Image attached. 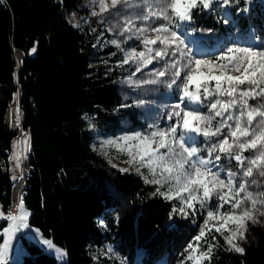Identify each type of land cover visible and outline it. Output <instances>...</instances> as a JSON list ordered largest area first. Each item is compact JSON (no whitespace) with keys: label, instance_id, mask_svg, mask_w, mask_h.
<instances>
[{"label":"trees","instance_id":"trees-1","mask_svg":"<svg viewBox=\"0 0 264 264\" xmlns=\"http://www.w3.org/2000/svg\"><path fill=\"white\" fill-rule=\"evenodd\" d=\"M81 2L0 0V204L5 209L10 199L12 180L1 163L18 134L19 106L30 139L32 171L24 199L29 223L65 251L62 264H97L88 248L106 242H113L128 264H178L199 223L189 217L170 220L172 201L154 196L156 187L141 175L114 169L93 147L97 136L122 130L129 112L119 71L101 61L111 49H101L94 34L82 33L68 18ZM212 17L204 12L199 21L211 26ZM239 22L260 30L264 6ZM110 188L129 204L118 218L120 200ZM5 226L1 220L0 231ZM249 228L243 255L227 250L218 236L211 264H264V227ZM3 240L0 235V245ZM24 246L27 254L19 264H58L39 244L24 239Z\"/></svg>","mask_w":264,"mask_h":264},{"label":"snow or ice","instance_id":"snow-or-ice-1","mask_svg":"<svg viewBox=\"0 0 264 264\" xmlns=\"http://www.w3.org/2000/svg\"><path fill=\"white\" fill-rule=\"evenodd\" d=\"M250 2L243 0L245 7L241 8V0H140L134 15L123 16L120 34L135 36L144 45V50L127 52L122 64L136 63L135 71L140 72L154 60L169 58L165 61V70L154 73L155 79L135 82V86L165 84L178 100L166 114L171 121L167 127H160L156 121L148 124L152 129L150 132H125L105 144L125 153L128 159L124 163L135 167L145 184L157 185L154 196L178 202L169 213L170 220L176 215L182 218L194 216L198 212L197 205L207 210L203 223L198 225V234L188 243L187 255L180 264H205L206 261L211 264L213 250L219 246L218 242L213 244L207 240L209 235L212 241L216 240L211 234L213 227L223 237L227 250L243 255L245 248L241 242L247 243L249 225L264 223L260 219L264 217V191L249 190L251 185L258 184L255 176L264 177V46L248 43L253 39L251 34L232 37L230 33V38L219 47L218 55L209 58L198 55L199 48L193 51V46L205 39L220 41L212 35L215 29L195 26L201 13H216L218 23L240 31V22L235 17L248 11ZM98 4L100 12L93 15L110 9L119 11L118 6L129 5V0H98ZM190 32L208 36L197 37L189 35ZM111 43L119 47L116 40ZM167 69L174 71L167 81H162L160 78L168 75ZM213 81L214 87L211 86ZM129 82L133 83L131 77ZM205 100L209 101L207 105ZM134 103L143 107L154 101L138 99ZM204 107L207 114L201 110ZM217 117L220 120L214 125ZM199 137L211 141L207 158L195 146ZM222 157L229 163L235 161L233 167L240 171L229 168L227 178H222ZM130 167L120 171L126 173ZM145 168L147 174L141 171ZM238 176L241 177L239 180ZM225 205L228 208L221 211ZM19 209V215L4 217L0 212V217L10 222L4 228L0 264H6L13 238L19 239L16 233L21 228H29L23 198ZM101 226H105L102 221ZM202 241L207 244L205 250H202ZM40 242L61 256L66 255L52 241L41 239Z\"/></svg>","mask_w":264,"mask_h":264},{"label":"rangeland","instance_id":"rangeland-1","mask_svg":"<svg viewBox=\"0 0 264 264\" xmlns=\"http://www.w3.org/2000/svg\"><path fill=\"white\" fill-rule=\"evenodd\" d=\"M140 4V0H129V5H120L118 6V9H110L107 12H104L99 15H93V13H99V4L98 0H82L80 10L78 11H72L67 12L69 20L80 29V31L87 35L94 34V39L96 40V44L101 48H110L111 53L106 56L102 55L101 58L104 63H110L113 67H116L117 70L120 73V80H119V91L123 97V100L125 102V105H128L127 107H124L129 112V116L125 117L121 124H122V130H120L115 135H107V136H97L96 140L93 144L94 149L102 154L109 162V164L114 169L120 171L121 168H129L130 166L126 163H124L125 160L128 159L127 155L123 152H119L116 147L114 146H106L105 142L109 139H114L116 137H119L123 135L125 132H132V131H141V132H150L152 129L148 128V124L158 121V124L160 127H167L171 121L167 119V113L170 112L171 105L177 102L178 96L173 92V90H169L166 88L165 84H144L140 87L135 86V82H139L142 80H149V79H155L154 73L157 70H165V61H168L169 58L165 57V60H154L152 64H149L147 67H144L141 69L140 72H136L135 69L137 67L136 63H128V64H122V61L125 57V54L132 49H135L137 52L144 50V45L141 43L140 40H138L135 36H131L130 33H124V35H121V28L123 27V16L125 15H134L136 11L138 10L137 5ZM260 6H264V0H251V2L247 5L248 11L241 12L238 17H235L239 20V18L243 15H247L249 11L252 8H258ZM239 7L243 8L245 5L243 4V0H241V4ZM235 16V10H232ZM202 14V13H201ZM200 14V15H201ZM199 15V16H200ZM199 16L197 17L196 21V27L197 28H213L215 29V32L212 34L213 36L219 37L220 41L217 42L216 40H208L205 39L204 41H200L195 46H193V51H196L197 48L200 49L198 55L211 57L212 55H218V49L219 47L223 46V44L230 38V33L232 37L239 36L243 34L244 36H248L251 34L253 39L248 40L247 42L250 44H253L254 46H264V27L260 30H257L256 28H245L240 24V31H236L232 28H229L227 25H223L222 23H218L219 17L216 13H213V24L211 26L203 25L201 21H199ZM163 21H158L157 23H162ZM139 24V22H137ZM189 35H194L199 37L200 35H204L205 37L208 36V34H202V33H189ZM255 37H259V39H255ZM116 40L119 44V47L112 44L111 41ZM157 47V46H154ZM18 56V55H17ZM172 59H176L173 57ZM174 71L173 69H167L168 75L165 77L160 78L162 81H167L170 76L171 72ZM134 73V74H133ZM129 77H131V80L133 83L129 82ZM215 82H212V87H214ZM19 95V92H18ZM17 96V95H15ZM138 99H145L154 101L153 104L145 105L143 107H137L134 103V101ZM209 103L208 100L204 101V104L207 105ZM250 103H258V101H250ZM146 109H150L151 111H146ZM205 114H207L208 110L206 107L201 109ZM220 118L217 117L213 124L215 125L217 121H219ZM29 138H27V146L30 147V141H28ZM215 140L216 138H212ZM211 141L205 140L203 137L198 138V143H196V147L201 149V155L207 158L208 152L207 149L210 145ZM24 147H26V141L24 144ZM30 148H28V154H29ZM104 153H107L105 155ZM215 155V154H214ZM245 155H250V153H245ZM30 154L28 155V157ZM218 164L220 162H217ZM235 161H232L229 163L226 159L222 157V167L223 171L221 172L222 178H227L226 174L229 168H232L234 171L239 172L240 170L238 168H234ZM211 167V165H210ZM30 170L29 169V178H30ZM216 170V169H213ZM142 172L147 174V169H141ZM121 172V171H120ZM128 172H135V167H130V170ZM113 178V176L111 177ZM110 178V179H111ZM241 177L238 176L237 180H239ZM254 179L258 181L257 185H251L249 190L254 192L264 191V177L255 176ZM28 180V179H27ZM111 183V182H110ZM153 185V184H152ZM157 187V185H154ZM112 193L117 197V199L120 200L118 211L114 214L117 218L122 214L124 211H126L129 208V204L127 199L122 196L121 194H117L113 191L112 188H110ZM164 189H162L163 191ZM24 201V200H23ZM25 202V201H24ZM173 206H178L177 201H172ZM25 206V204H24ZM228 208L227 205H225L224 209H221V211H224ZM198 212L194 216H190L194 222H198L199 225L203 223V217L206 216V209H200L199 205H197ZM25 210L28 213V220L27 223L29 225L28 229H20L21 236L16 235V237H19V239L13 238V247L8 253V259L7 262L10 264V262H13L14 264H19L23 257L27 254V250L24 246V239L30 240L32 242H35L42 246L43 248L47 249L48 251L52 252L53 254H56V257L58 260L63 261V259L66 258V255L61 256L60 253L56 252L55 249H49L47 246L43 245L40 241L41 239H46L37 228H35L33 225L29 223V217H30V210L25 206ZM0 212H2L0 210ZM174 217H181L179 215H176ZM262 221H264V217H260ZM3 220V217H0V221ZM214 225L218 226L215 221L212 222ZM251 225V224H250ZM249 225V226H250ZM255 225H261L264 227V223L261 224H255ZM29 229L31 231H29ZM199 231V229H198ZM198 234V233H197ZM196 234V235H197ZM211 234L215 235L216 240L218 236H221L219 233L215 232V227L212 228ZM227 234V232H225ZM0 235H3V232L0 231ZM35 236L36 238L33 239L32 237ZM48 240V239H47ZM207 240L214 244L216 241L211 240V235L207 237ZM242 246L244 247L245 243L241 242ZM202 250H205L207 247V244L203 241L201 242ZM56 246V245H55ZM56 248L62 249L58 246ZM89 253L93 256L97 264H128L127 258L122 255L119 251H117L115 245L113 242H106L102 244V246H89ZM63 250V249H62ZM63 252H65L63 250ZM187 253L184 251L182 253V257L179 260L178 264H180V261L183 260L186 257ZM62 263V262H60ZM159 264H163L162 260L159 262ZM187 264H190V262H187Z\"/></svg>","mask_w":264,"mask_h":264},{"label":"built area","instance_id":"built-area-1","mask_svg":"<svg viewBox=\"0 0 264 264\" xmlns=\"http://www.w3.org/2000/svg\"><path fill=\"white\" fill-rule=\"evenodd\" d=\"M23 122V113L20 107H17V120H16V130H18V134L13 139V143H11L10 150L6 151L7 157L3 158L4 168H7V175L10 176L12 180V187L10 193L9 203L6 208L3 209L1 205V209L3 210L4 217L8 214L19 215L20 209L19 204L22 198V194L27 190V179H29V169L32 168L29 157H28V148L27 146V138H29V133L24 131L22 128ZM26 137V147H24V138ZM6 221V219L4 218ZM8 224L10 222L6 221ZM20 234V230L16 233V235Z\"/></svg>","mask_w":264,"mask_h":264},{"label":"bare ground","instance_id":"bare-ground-1","mask_svg":"<svg viewBox=\"0 0 264 264\" xmlns=\"http://www.w3.org/2000/svg\"><path fill=\"white\" fill-rule=\"evenodd\" d=\"M84 33V32H83ZM85 34V33H84ZM21 55H22V53L20 54V53H18V59H19V61L21 60ZM30 139H28V141H29ZM25 141H26V137L24 138V144H25ZM29 154H30V150H29ZM28 154V155H29ZM1 164H3V160H2V163ZM2 169H3V172L4 173H7V168H4V166H2ZM31 171H32V168H31V170H30V175H31ZM29 180V179H28ZM28 180H27V182H28ZM27 191H28V184H27V190H25V193L24 194H22V198H23V200L26 198V196H27ZM60 262H67V259H63V261H60V260H58V264H62V263H60ZM57 264V263H56Z\"/></svg>","mask_w":264,"mask_h":264},{"label":"water","instance_id":"water-1","mask_svg":"<svg viewBox=\"0 0 264 264\" xmlns=\"http://www.w3.org/2000/svg\"><path fill=\"white\" fill-rule=\"evenodd\" d=\"M22 53V52H21ZM22 55H23V53H22ZM22 55H21V60H20V66H22ZM18 58V57H17ZM15 80H16V82L18 83L19 82V80H18V72L16 71L15 72ZM20 94H21V90H20ZM10 264H14L13 262H10Z\"/></svg>","mask_w":264,"mask_h":264},{"label":"crops","instance_id":"crops-1","mask_svg":"<svg viewBox=\"0 0 264 264\" xmlns=\"http://www.w3.org/2000/svg\"><path fill=\"white\" fill-rule=\"evenodd\" d=\"M97 43V42H96ZM2 232H4V231H2ZM55 254V253H54ZM56 255V254H55Z\"/></svg>","mask_w":264,"mask_h":264}]
</instances>
